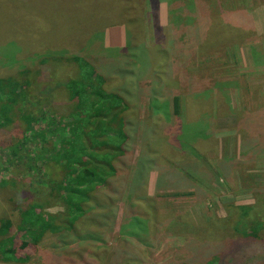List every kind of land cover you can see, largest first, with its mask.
Listing matches in <instances>:
<instances>
[{
	"label": "rangeland",
	"instance_id": "1",
	"mask_svg": "<svg viewBox=\"0 0 264 264\" xmlns=\"http://www.w3.org/2000/svg\"><path fill=\"white\" fill-rule=\"evenodd\" d=\"M38 1L22 0L30 13L17 15L24 13L19 3L0 0V79L28 72L31 91L51 97L28 99L33 113L46 104L57 115L58 123L48 121L52 131L61 129L59 121L65 123L71 110L57 80L65 59L52 67L41 60L81 56L116 66L125 55L137 72L123 113L130 122L131 163L115 178L117 193L109 194L114 216L104 230L111 234V250L102 258H111L109 264H179L190 257L188 250H201L197 243L208 249L234 239L246 221L260 223L264 240V0H50L49 11L32 13ZM9 10L16 15L3 13ZM111 44L121 47L111 50ZM119 85L117 77L107 81L108 89ZM172 96L179 98V115L173 114ZM16 122L0 132L17 156L6 158L9 145H0V181L11 177L17 195L26 191L29 204L39 202L54 213L59 206L48 190L63 178L62 170L29 169L32 161L16 144L24 147L26 125ZM162 171L177 175L159 176ZM1 192L0 220L7 215ZM107 194L101 188L94 199L105 201ZM133 217L139 223L131 228ZM94 227L83 221L78 230L86 235ZM190 239L197 243L188 247ZM18 240L13 248L20 264L68 263L51 261L59 254L49 248L55 235ZM77 247L61 254L78 261L76 254L97 252L93 241Z\"/></svg>",
	"mask_w": 264,
	"mask_h": 264
},
{
	"label": "trees",
	"instance_id": "2",
	"mask_svg": "<svg viewBox=\"0 0 264 264\" xmlns=\"http://www.w3.org/2000/svg\"><path fill=\"white\" fill-rule=\"evenodd\" d=\"M185 15L186 18L189 16L186 10ZM116 51L120 52V49ZM62 58L49 56V60L40 61L52 67L65 59V65L62 66L64 70L57 80L66 90L71 102V110L65 123H62V119L59 121L61 129L57 132L52 131L53 129L48 125L50 119L51 122L58 123L55 121L57 115L52 114V111L48 113L46 104L44 111L33 113L34 110L31 109L32 101L28 97H43L44 100L51 97L43 92L35 94L31 91L32 83L27 79L28 72L21 71L0 79V132L21 119L26 125L20 134L24 136L25 145L21 148L22 143L16 144L27 154L23 159L28 158L32 161L33 165L29 169L34 170L37 167L44 170V166L51 169V166H54V169H60L63 173V178L57 179L56 185L50 184L51 188L48 190L59 206V210L54 213L45 211L44 205L41 206L38 201L29 204L26 198L29 194L26 191L17 195L16 188L10 186L11 177H4L0 181L7 213L6 217L0 220V262L2 263L23 262L14 252L16 238L37 242L49 234L56 236V241L51 243L49 248L60 254L54 253L52 262H59V259H62V262H68L67 264H79V262L109 264L112 260L102 258L111 250L108 245L111 234L105 231L104 227L112 218V214L114 216L112 206L114 203L109 200V194L117 193L113 190L115 178L121 176L124 168L131 163L128 160L127 147L129 141L132 142V135L127 130L130 128V122L123 113L129 109L127 102L133 97L129 87L133 85L137 72L134 63L133 66L130 65L125 55L115 59L116 66L114 63L97 66L81 56ZM116 77L120 79V85L115 89H108L107 81ZM172 97L173 114L179 115V98ZM29 142H34L32 151ZM6 143L9 145L4 153L6 158L10 156L17 158L12 154L16 146L13 147L9 140H0V145L8 146ZM10 148L13 151H10ZM5 168L7 170V167ZM163 172L159 176L170 178L176 174V172ZM165 186L168 190H176L173 185ZM101 188L108 193L105 201L94 199ZM244 210L247 211L248 207ZM13 221L17 224L15 227H12ZM83 221L91 222L95 226L91 229L93 232L81 235L78 228ZM138 223V217H133L129 226L133 228ZM259 225L257 221H246L242 229L239 230L240 225L237 226L234 239L227 240L221 244L222 246L212 245V248L208 249L203 247V243L190 239L187 246L197 243V247L201 250L196 251L197 253L188 250L189 254L191 253L190 257L179 264L208 263L211 258L210 264H264V259H261L264 254V240L259 234ZM103 232L106 233L105 238L101 236ZM131 235L135 237L137 233ZM86 240L93 241L97 252L76 254L78 261L67 259L61 254L66 248L71 247L73 250ZM213 248L218 249L219 252L211 250ZM226 258H229L228 262H225Z\"/></svg>",
	"mask_w": 264,
	"mask_h": 264
},
{
	"label": "crops",
	"instance_id": "3",
	"mask_svg": "<svg viewBox=\"0 0 264 264\" xmlns=\"http://www.w3.org/2000/svg\"><path fill=\"white\" fill-rule=\"evenodd\" d=\"M1 1H5V0H1ZM11 1H16L24 9V13L23 14H21V12H20V14H17V15H25V14H29L30 13V11L28 10V6L27 5H25V8H24V6H23V4L21 2L22 0H11ZM30 2H31V0H30ZM11 5H13V4H11ZM51 5H52V2H50V0H40L34 6V10H33L32 13H40V12H44V11L47 12V11L50 10ZM13 6H15V5H13ZM15 7H17V6H15ZM18 8H20V7H18ZM3 13L4 14H15L16 15V13L14 11H11V10H9L8 13H5V11H3ZM0 14H1V12H0ZM108 35H110V36H108ZM106 36L108 38H110V37L113 38V35H111V33L106 34ZM117 42L119 43V41H116V44H117ZM108 47L109 48H120L121 44L120 45H112L111 44V45H108Z\"/></svg>",
	"mask_w": 264,
	"mask_h": 264
}]
</instances>
